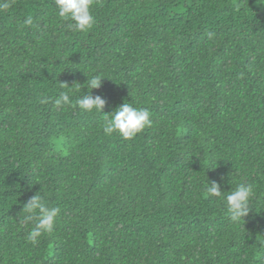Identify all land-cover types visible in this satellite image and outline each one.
<instances>
[{"label": "trees", "instance_id": "1", "mask_svg": "<svg viewBox=\"0 0 264 264\" xmlns=\"http://www.w3.org/2000/svg\"><path fill=\"white\" fill-rule=\"evenodd\" d=\"M55 8L0 13V264H264V0H94L82 32ZM96 75L101 113L55 105ZM125 102L151 126L104 135ZM211 181L253 185L249 215ZM37 192L61 212L33 245Z\"/></svg>", "mask_w": 264, "mask_h": 264}, {"label": "clouds", "instance_id": "2", "mask_svg": "<svg viewBox=\"0 0 264 264\" xmlns=\"http://www.w3.org/2000/svg\"><path fill=\"white\" fill-rule=\"evenodd\" d=\"M13 2L14 0H0V13L9 10ZM93 3L94 0H54L57 16L62 20L70 21L69 26L81 32L87 31L96 22L91 11ZM23 23L25 26H31L33 24L32 17H26ZM103 79L99 75L88 78L86 85L90 89L89 94L81 96L75 103H73L69 92H61L55 99V105L57 107L65 105L78 107L84 113H101L106 101L100 96L92 95L91 90L99 89ZM60 86L69 90L72 89L65 84H60ZM47 102V99L42 98L41 103ZM104 117V135L111 136L115 133L124 140L133 139L145 128L150 127L152 123L150 112L147 109L134 107L128 102L123 103ZM221 187V183L217 181L206 183L205 195L209 198L221 199L225 204L228 219L233 223H239L252 211L250 200L253 196V185L238 183L234 189L228 192L222 191ZM22 212L25 213L24 222H32L27 240L35 245L44 233H52L61 209L58 206L50 207L44 197L37 192L23 204Z\"/></svg>", "mask_w": 264, "mask_h": 264}]
</instances>
